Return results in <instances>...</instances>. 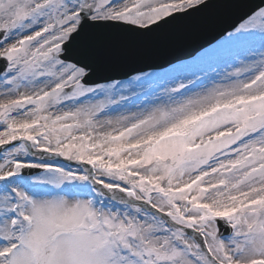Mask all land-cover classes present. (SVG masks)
<instances>
[{"label": "snow or ice", "instance_id": "obj_1", "mask_svg": "<svg viewBox=\"0 0 264 264\" xmlns=\"http://www.w3.org/2000/svg\"><path fill=\"white\" fill-rule=\"evenodd\" d=\"M0 264H264V0H0Z\"/></svg>", "mask_w": 264, "mask_h": 264}]
</instances>
